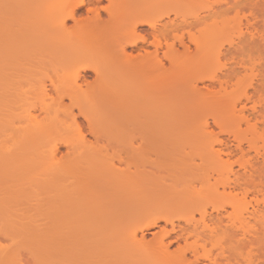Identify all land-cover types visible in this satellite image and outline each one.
<instances>
[{"label":"bare ground","instance_id":"bare-ground-1","mask_svg":"<svg viewBox=\"0 0 264 264\" xmlns=\"http://www.w3.org/2000/svg\"><path fill=\"white\" fill-rule=\"evenodd\" d=\"M245 1L0 0V264H255L264 115L221 43Z\"/></svg>","mask_w":264,"mask_h":264},{"label":"rangeland","instance_id":"rangeland-1","mask_svg":"<svg viewBox=\"0 0 264 264\" xmlns=\"http://www.w3.org/2000/svg\"><path fill=\"white\" fill-rule=\"evenodd\" d=\"M213 1V0H212ZM253 1V0H252ZM251 0H249V1H245L244 3L242 2L239 6H238V8H239V11H238V9H235V11L233 10V11H230L229 13H228V15H226V16H229V17H227V18H230V19H232V18H234V19H232L233 21L234 20H238L239 19V15L238 14H240V18H241V20H239L240 22H242V24H241V27H242V29H240V30H242L241 32L243 33H241V35L239 36V38L241 39H236V37H234L235 35H238L237 33H235V30L233 31V30H231L230 32H229V34H227V32H226V34L225 35H228V36H225V35H223V36H225V37H227V39H225V40H227V41H229L230 43L231 42H233V43H231V46L229 47V42H227V43H223L225 40H222L221 39V37L219 36V37H215L214 38V44L217 46L220 42L219 41H221V43L222 44H224V46H225V49H230L231 51L233 50V49H231V47L233 46V48L234 47H236V48H234V52H233V54H231L232 56H230L231 58H233L234 60H233V62H232V64H231V61H229L228 63V65H230V66H228L229 67V69H230V71H232V69L230 68V67H233V65L235 64L236 66L234 67L236 70H235V74L237 75L236 76V78H234L235 79V81H236V79L238 78V80H237V85H236V87H235V82H234V80H232V86H230L229 88H228V92L231 94L232 93V95H233V93L235 94V92H236V94H237V90L238 91H240V92H238V93H241L242 91V93L240 94V95H238L239 97H240V99H238V98H236V95L234 96L236 99H237V104H236V109L238 108V109H241L246 115H248V116H250V117H252V118H254V119H252V121H255V118H256V120H258V122L260 121V120H262V117H263V115H264V100L262 99V98H264V0H257V2H252ZM256 1V0H255ZM252 2V3H251ZM248 3V4H247ZM250 3V4H249ZM244 4V5H243ZM253 4V5H252ZM242 5L244 6V7H242ZM257 5V6H256ZM248 9V10H247ZM241 10V11H240ZM239 13H238V12ZM248 11V12H247ZM83 12V11H82ZM81 11H80V13H82ZM235 12H237V13H235ZM243 12V13H242ZM254 13V15H253V13ZM237 14V15H236ZM82 15V14H81ZM251 15H253V16H251ZM244 16H245V18H244ZM251 16V17H250ZM253 17V18H252ZM246 18H248V19H246ZM247 20V21H245V20ZM256 19V20H255ZM249 20V21H248ZM229 22L230 23H232V25H233V22H231L230 20H229ZM235 22V21H234ZM248 22V23H247ZM249 22H251V23H249ZM252 22H254V24H255V26L253 25V23ZM245 23H247V24H249V26L247 25L246 26V24ZM236 24H237V22H236ZM251 24H252V26H253V28L255 29V31L252 29V28H250V26H251ZM232 25L231 24H229V26H231L232 27ZM234 26V25H233ZM240 27V28H241ZM230 28V27H229ZM258 29V30H257ZM234 33H233V32ZM232 32V33H231ZM236 32H237V30H236ZM247 32V33H246ZM246 33V34H245ZM253 36L252 38H251V35ZM229 35H231L230 37H229ZM234 35V36H233ZM247 35V36H246ZM222 36V37H223ZM244 37V39L242 40V38ZM224 37V38H225ZM234 37V38H233ZM238 37V36H237ZM249 37V38H248ZM217 38H220V40L219 41H216L217 40ZM231 38V39H230ZM233 40V41H232ZM239 40H240V42H239ZM216 42H218L217 44H216ZM215 45H213V46H215ZM215 48V47H214ZM235 53V54H234ZM233 55H236V56H234L233 57ZM248 55V56H247ZM236 57V58H235ZM238 57H239V59H238ZM247 57V58H246ZM229 58V57H228ZM252 61V63L254 64L253 66H254V68H253V70L252 71H250L249 69H246V68H248L246 65H249L248 63H249V59ZM254 58V59H253ZM244 60L245 61V66H246V71L244 70V69H242L241 70V67H240V65H239V60ZM237 60V61H236ZM248 61V63H247V61ZM215 61V60H214ZM213 61V62H214ZM222 61V60H221ZM243 61V62H244ZM223 62V61H222ZM242 61H240V63H241ZM238 63V64H237ZM211 64H212V62H211ZM215 64H216V62H215ZM215 64H213L214 66H215V68H216V66L217 65H215ZM237 65L240 67H238V70H240V71H238L237 70ZM211 66V67H210ZM214 66H212V65H209V67H208V69H213L214 68ZM257 66V67H256ZM214 68V69H215ZM213 69V70H214ZM244 71V72H243ZM239 72V73H238ZM253 72V73H252ZM238 73V74H237ZM256 74V76L254 77V75ZM253 75V76H252ZM240 76V77H239ZM243 77V78H242ZM251 78V80H250V84H252L251 86L253 87H250V84H249V82L247 83V84H249V87H248V85H247V87L245 88L243 85H245L246 86V84H244V83H246V81L245 80H247L248 81V78ZM240 78V79H239ZM242 79V80H241ZM244 80V81H243ZM253 80V81H252ZM240 83H239V82ZM253 82V83H252ZM233 83H234V85H233ZM240 84H243L242 86H243V89H242V87H241V85ZM235 88H234V87ZM241 89H240V88ZM254 87H256V88H258V89H256L255 88V90L252 92V90L254 89ZM245 88V89H244ZM232 89V90H231ZM240 89V90H239ZM230 90H231V92H230ZM258 91V92H257ZM228 93V94H229ZM261 93V94H260ZM230 94L228 95V96H230ZM243 94V95H242ZM255 94V95H254ZM258 94H260V96L262 97L261 98V100L259 99L258 100V98H259V95ZM231 95V96H232ZM244 95H245V97H244ZM253 95V96H252ZM263 95V96H262ZM230 96V97H231ZM232 96V97H233ZM244 98H243V97ZM246 96H249V99H247L246 100ZM232 97L230 98L231 100H232ZM233 97V98H234ZM250 97L252 98V99H250ZM255 97V98H254ZM233 99L231 102H234V100H236V99ZM248 98V97H247ZM253 100V101H252ZM263 100V101H262ZM254 102V103H253ZM260 102V103H259ZM261 102H263V103H261ZM228 103H230V101H229V98L227 97V102H226V104H228ZM244 107V109L242 108V107ZM259 106V107H258ZM249 107L251 108V109H249ZM237 109V111H239ZM252 109H254V111L252 110ZM262 115V116H261ZM40 117H42V116H39V118ZM263 120H264V118H263ZM257 122V123H258ZM262 122V121H261ZM261 122L260 123H258V126H259V130H258V134H259V136H257L256 138H258L259 139V137H261V139L263 138V140L261 141V140H258V139H256V144H255V147H257L256 149H258V153H261V155L259 154V156L257 157V159L261 162V161H264V145H263V143H264V124H261ZM263 123H264V121H263ZM243 128H244V126H241V130L243 131ZM261 129H262V132H261ZM217 132V131H216ZM261 132V133H260ZM57 134V133H56ZM67 135H68V132L66 133ZM71 134V133H70ZM73 134H75V132L73 133ZM73 134H71V135H73ZM55 135V134H54ZM54 135H53V137H54ZM59 136H61V134H58ZM71 135H70V137H71ZM56 136V135H55ZM63 137L64 136H66V135H62ZM61 136V137H62ZM69 136V135H68ZM68 136H67V138H68ZM250 135H247V139L249 140L250 138H251V136H250V138H248ZM69 137V138H70ZM226 137V136H225ZM225 137H223V138H225ZM66 138V137H65ZM253 138V137H252ZM226 139H228V138H226ZM241 139H245V138H241ZM248 140H246L245 139V141H248ZM258 140V141H257ZM244 141V143L242 144L243 146V148H244V151L245 152H247L248 151V147H247V144L249 143H247V142H245ZM234 143H236V142H234L233 140H232V138L230 137L229 139H228V144L229 145H232L231 147H233V145H235ZM252 145V144H251ZM257 145V146H256ZM261 145H263V146H261ZM249 146V145H248ZM253 146H254V144H253ZM260 146V147H259ZM247 148V149H246ZM260 148V149H259ZM262 148H263V150H262ZM254 149V148H253ZM253 149H251L250 148V150H249V152H248V155H249V157L250 158H248V159H251V158H254L255 156H257L256 155V151H253ZM66 150L64 149V148H60L59 149V155H58V157H60V155H64V154H66V152H65ZM254 155V156H253ZM262 156V157H261ZM255 159V158H254ZM252 160V159H251ZM253 161V160H252ZM46 167H48V166H46ZM45 168V167H44ZM45 169H47V168H45ZM44 169V170H45ZM44 170H42V171H44ZM41 171V170H40ZM46 173H47V170H46ZM48 174V173H47ZM46 174V175H47ZM264 174V173H263ZM37 176V175H36ZM39 176H40V174H39ZM38 176V177H39ZM37 177V178H38ZM40 178L42 179V175L40 176ZM44 179H42V180H45V177H43ZM39 179V178H38ZM41 180V181H42ZM36 181H38L37 179H36ZM261 181L263 182V184L261 185V192L259 193V194H257V195H249V197H247L246 198V201H245V205H246V207H247V212L246 213H244V215H243V217H245V223L247 224L245 227H247L246 228V230L249 232H246V233H248V234H246V236H245V238L247 239V241H246V245H247V249H246V253H245V256H248L247 254H249L250 252V254H249V256H252L251 258H249V256H248V258L251 260V259H253L252 261H254L255 262V264H264V175L261 177ZM258 182V181H257ZM263 186V187H262ZM254 197V198H253ZM259 199V200H258ZM249 201V202H248ZM247 202V203H246ZM249 203H250V205H249ZM254 203V204H253ZM257 203H259V204H257ZM244 205V206H245ZM228 206V205H227ZM257 206V207H256ZM253 208V209H252ZM256 208H257V210H258V212H257V214H253V215H251V212H252V210H256ZM225 211L227 212V214L228 213H232L233 212V210L231 209V207L230 206H228V207H226L225 206ZM237 211V210H236ZM238 213V212H237ZM222 214L223 215H225V213H223L222 212ZM229 215V214H228ZM231 215V214H230ZM232 217H234V215H231V222H232V220L235 218H232ZM235 220V219H234ZM236 221V220H235ZM234 221V222H235ZM238 221V220H237ZM226 222V221H225ZM233 222V223H234ZM236 223V222H235ZM234 223V224H235ZM238 223V222H237ZM1 230V232H0V235H3L4 233H2L4 230H2V229H0ZM2 233V234H1ZM0 237H2L3 238V236H0ZM147 237L148 238H150L151 237V235H147ZM2 238H0V247L1 248H3V245H4V247L5 248H11L10 246H12L13 247V244H14V242H13V244H12V242L11 241H9V239L7 240V239H5V241H4V239H2ZM1 243L3 244V245H1ZM12 244V245H11ZM250 245V246H249ZM15 246V245H14ZM14 249V248H13ZM12 250V249H11ZM10 250V251H11ZM248 250V251H247ZM250 250H252V251H250ZM22 256H23V258H24V260H26V261H28L27 263L23 260V262L25 263V264H32V262H31V260H30V258H29V254H27V252H22ZM22 258V259H23ZM247 258V257H246ZM247 258V259H248ZM4 263V262H3ZM8 263V262H7ZM11 263V262H10Z\"/></svg>","mask_w":264,"mask_h":264}]
</instances>
